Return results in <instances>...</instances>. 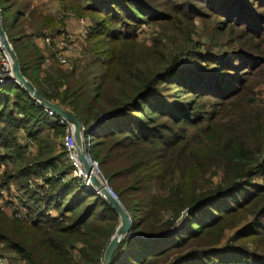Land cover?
I'll return each mask as SVG.
<instances>
[{"label":"trees","instance_id":"trees-1","mask_svg":"<svg viewBox=\"0 0 264 264\" xmlns=\"http://www.w3.org/2000/svg\"><path fill=\"white\" fill-rule=\"evenodd\" d=\"M37 1L0 0L3 29L22 75L47 101L86 131L100 120L89 156L132 223L111 264H264V104L252 100L264 86H248L264 70V13L252 14L264 0H167L165 12L156 0H46L91 23L86 60L70 69L43 68L36 41L58 22ZM199 4L223 19L224 33L241 30L239 48L213 60L194 55ZM145 26L157 28L151 46L138 42ZM65 128L19 85L0 86V187L33 178L47 186L26 205L28 220L0 213L7 264H103L119 218L72 178Z\"/></svg>","mask_w":264,"mask_h":264},{"label":"rangeland","instance_id":"rangeland-1","mask_svg":"<svg viewBox=\"0 0 264 264\" xmlns=\"http://www.w3.org/2000/svg\"><path fill=\"white\" fill-rule=\"evenodd\" d=\"M157 4L160 7V10L162 12L169 11L171 8V4L168 3L167 0H156ZM34 6L38 8V12L41 13L43 16L47 17H53L57 22L58 25L56 26L55 30H45L44 34L47 36L48 34H52L53 36H58L62 31H72L71 28L74 30V36L76 37V42L79 46V52L72 56L69 59V62L66 66L60 65L55 57V50L53 47H44L41 45V39L37 40L42 47L43 54L47 58L46 63L44 64L43 68L46 69L48 68L49 65H56L60 68H66L70 69L71 66L73 65L72 63L76 60H86L85 59V52H84V36L80 34V30L77 29L75 22L71 21L73 18L74 19H80V18H85L82 17L78 14H75L73 12H68V13H63L61 11V8L59 4L56 2L52 1H46V0H39L35 2ZM197 10L202 9V13L200 17H197L195 19V25L192 26V31L194 33V37L197 38L199 36L200 38L197 39L198 46L199 48L193 49L194 55H197L198 57L202 56V58L207 55L210 60L216 59V57H220V51L228 52V51H233L239 48L240 42H238V38L241 36V30L238 29H231V30H226V32H223L224 28V21L223 19L219 17H211L210 13L208 10L204 7H202L201 4L197 5ZM184 16L182 17V20L184 24L190 25L192 22L190 21L194 14H192L188 8H184ZM251 11V10H250ZM252 14L255 15H260L264 13V9L260 8V5L258 7V4L255 5L252 9ZM249 15L251 14L250 12L248 13ZM189 15V16H188ZM86 19V18H85ZM71 24V27H70ZM157 29V28H155ZM155 29L151 26H145L141 28L142 34L139 35L138 37V42H143L144 45L151 46L152 42V36L155 35L157 37L158 34L155 33ZM12 46V45H11ZM82 48V49H81ZM208 51L209 53H203ZM200 55V56H199ZM200 58V60H203ZM201 65L206 66V65H211L210 63H201ZM248 66V62L246 63ZM193 66V64L190 65ZM196 66V65H194ZM203 66V68H204ZM191 70V69H190ZM193 71V70H191ZM246 81H249L251 77H246ZM264 70L260 72L259 78L255 80H251V84L248 86H264ZM254 93H258L257 88L253 90ZM173 87H164L163 93L164 94H169L170 96L173 94ZM252 91L250 90L249 94ZM258 99H252L253 101L259 102L263 101L264 104V97L262 96H257ZM248 99H250L248 97ZM250 99V100H251ZM217 101L215 100H210L208 101L204 106H203V111L205 112L204 115L205 117H209L210 114L216 109L215 104ZM28 155H33L35 152V149L32 148L31 150L27 149ZM2 151L0 150V154ZM2 167H0V185H1V174H2ZM42 182L41 179L38 178H33L28 182V185L26 187H21L18 186V184L11 183L10 185L1 188L0 187V206L5 202H15L18 207H23L25 209L26 205L28 206H34L35 200L39 197H41V194H39V189L38 186ZM214 183L218 182V179H214ZM3 193V196L1 195ZM39 196V197H37ZM24 202V203H23ZM40 206L42 204H39ZM27 206V207H28ZM0 213L7 214V212H2L0 209ZM9 217V216H8ZM2 245L0 244V248ZM4 254V253H3ZM7 264V262H6Z\"/></svg>","mask_w":264,"mask_h":264},{"label":"built area","instance_id":"built-area-1","mask_svg":"<svg viewBox=\"0 0 264 264\" xmlns=\"http://www.w3.org/2000/svg\"><path fill=\"white\" fill-rule=\"evenodd\" d=\"M71 21L75 22V25L77 29L80 30V34H82V36H85L87 34V30L91 25V23L88 20L84 18H80V19L73 18ZM41 45H43L44 47H53L55 50L56 60L62 66H66L69 62V59L79 52V46L76 42V37L74 36V32L72 31L71 32L62 31L58 36H53L48 34L43 39H41ZM11 77H12L11 62L7 53L4 51L0 43V86L10 83L9 78ZM46 114L49 117L56 118L55 114L50 110H46ZM57 121L60 125L66 127L65 134L61 140V146L63 150L67 153L68 160L72 166V172H71L72 178L81 181L87 190L92 191L94 194H96L90 184V181L86 177V174L82 168V164L78 160L76 154L75 139H74V128L71 125H67L66 122L62 119H57ZM83 132L85 133V137L83 140V148L86 151V156L88 157V160L91 163V166L93 168V173H95L96 176L100 178L104 184L108 185L107 182L101 176L97 163L92 161L89 156L90 135L87 133V131L84 128H83ZM24 144L29 150L34 148V142L30 139L24 141ZM42 188L47 189V186L44 185L42 182H40L39 192H38L39 194H41ZM109 192L112 197L117 199L116 195L112 192V190H110V188H109ZM1 195L3 196V193H1ZM0 209L2 212H7V216L17 220H28L29 218L27 209L26 208L24 209L22 206L18 207V205L15 202L5 201L0 206ZM0 264H6V261L1 257H0Z\"/></svg>","mask_w":264,"mask_h":264},{"label":"water","instance_id":"water-1","mask_svg":"<svg viewBox=\"0 0 264 264\" xmlns=\"http://www.w3.org/2000/svg\"><path fill=\"white\" fill-rule=\"evenodd\" d=\"M0 43L7 53L10 62H11V73L12 77L9 78L10 83H15L19 85L27 94L28 96L37 104H39L45 110L52 111L57 119H62L66 122L67 125H71L74 128V139H75V146H76V154L78 160L82 164V168L86 174L87 179L90 181L92 188L94 189L96 195L103 198V200L116 212L119 218V224L116 228L114 234L112 235L109 244L106 247L104 252L103 264H111L112 258L118 248V246L122 243V241L128 237H131L132 234V223L131 220L121 204V202L112 197L108 185L104 184L100 178L93 173V168L91 166L88 157L86 156V151L83 148V140L85 137V133L83 132V127L79 120L74 117L68 111L60 108L56 104L47 101L32 85V83L27 80L20 71V64L16 53L14 52L8 37L3 29L2 24V16L0 10ZM100 122L98 120L93 125H91L87 133L90 135L92 131L95 129L96 125ZM180 220L177 223V226L182 222Z\"/></svg>","mask_w":264,"mask_h":264},{"label":"crops","instance_id":"crops-1","mask_svg":"<svg viewBox=\"0 0 264 264\" xmlns=\"http://www.w3.org/2000/svg\"><path fill=\"white\" fill-rule=\"evenodd\" d=\"M70 27H71V24H70ZM71 30L73 31L74 29L73 28H71ZM36 43L40 46V44H39V42L38 41H36Z\"/></svg>","mask_w":264,"mask_h":264}]
</instances>
